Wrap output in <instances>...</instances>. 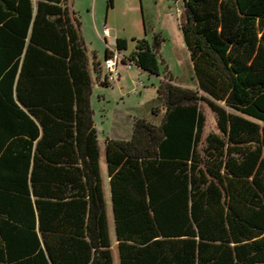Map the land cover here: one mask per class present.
<instances>
[{"label": "trees", "instance_id": "16d2710c", "mask_svg": "<svg viewBox=\"0 0 264 264\" xmlns=\"http://www.w3.org/2000/svg\"><path fill=\"white\" fill-rule=\"evenodd\" d=\"M174 1L198 89L166 75L161 123L105 141L119 262L264 264V0ZM81 28L68 0H0V264H115L94 74L111 84ZM132 41L159 77L164 40Z\"/></svg>", "mask_w": 264, "mask_h": 264}, {"label": "rangeland", "instance_id": "374dc122", "mask_svg": "<svg viewBox=\"0 0 264 264\" xmlns=\"http://www.w3.org/2000/svg\"><path fill=\"white\" fill-rule=\"evenodd\" d=\"M113 1V7L109 8L110 0H68L82 24L81 34L91 60L95 54L98 62L104 65L106 51L115 49V39L128 41V50L122 52L125 57L135 49L133 39H146L153 43L155 36L160 35L164 40L159 51V77L136 67H120V80L109 87H103L98 84L94 74L92 109L102 154L112 250L115 264H120L107 180L105 141L131 139L137 119H145L154 125L161 123L164 111L158 101V88L166 75L172 76L174 83L183 88L196 91L198 87L180 30L183 10H179L178 4L174 0ZM105 28L111 32L107 42L103 35ZM155 109L157 113H154ZM203 111L207 120L204 136H207L211 132H217L216 115L206 104H203Z\"/></svg>", "mask_w": 264, "mask_h": 264}, {"label": "built area", "instance_id": "2783aa9c", "mask_svg": "<svg viewBox=\"0 0 264 264\" xmlns=\"http://www.w3.org/2000/svg\"><path fill=\"white\" fill-rule=\"evenodd\" d=\"M104 39L107 42V38L111 36V32L108 28L104 29ZM110 56L105 60L104 65H102V70L104 73L105 80L109 83L118 82L121 78V74L119 72L120 67L124 68H133L132 65L124 63V56L122 53H119L116 48L114 50H110ZM104 80V79H103Z\"/></svg>", "mask_w": 264, "mask_h": 264}, {"label": "crops", "instance_id": "0c3cea01", "mask_svg": "<svg viewBox=\"0 0 264 264\" xmlns=\"http://www.w3.org/2000/svg\"><path fill=\"white\" fill-rule=\"evenodd\" d=\"M116 40L117 39H115V42H116ZM115 45H116V43H115ZM110 51V50H109ZM97 56V55H96ZM98 58V57H97ZM97 61H98V59H97ZM92 63H93V61H92ZM176 84V83H175ZM178 85V84H177ZM179 86V85H178ZM127 140H129V139H127ZM102 155V154H101ZM102 158V157H101ZM105 163H106V160H105ZM101 167H102V165H101ZM107 167V166H106ZM102 174H103V168H102ZM103 180H104V189H105V176H104V174H103ZM107 180H108V183H109V177H108V174H107ZM109 190H110V185H109ZM106 194V193H105ZM111 197V196H110ZM106 200H107V196H106ZM107 205H108V202H107Z\"/></svg>", "mask_w": 264, "mask_h": 264}, {"label": "water", "instance_id": "95a60500", "mask_svg": "<svg viewBox=\"0 0 264 264\" xmlns=\"http://www.w3.org/2000/svg\"><path fill=\"white\" fill-rule=\"evenodd\" d=\"M178 6H179V10L180 11L183 10V1L182 2H179Z\"/></svg>", "mask_w": 264, "mask_h": 264}]
</instances>
